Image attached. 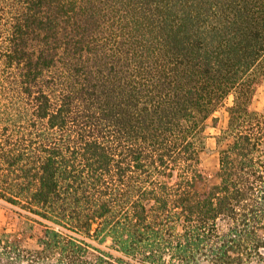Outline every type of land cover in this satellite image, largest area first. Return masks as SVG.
Listing matches in <instances>:
<instances>
[{"label":"trees","instance_id":"16d2710c","mask_svg":"<svg viewBox=\"0 0 264 264\" xmlns=\"http://www.w3.org/2000/svg\"><path fill=\"white\" fill-rule=\"evenodd\" d=\"M263 78L264 0H0V264H261Z\"/></svg>","mask_w":264,"mask_h":264},{"label":"rangeland","instance_id":"374dc122","mask_svg":"<svg viewBox=\"0 0 264 264\" xmlns=\"http://www.w3.org/2000/svg\"><path fill=\"white\" fill-rule=\"evenodd\" d=\"M251 109L264 114V78L258 84L255 96L250 105ZM217 121L205 130L206 148L200 154L199 169L202 179L197 182V188L205 190L216 184V170L218 167V148L224 142L217 144L216 137L226 125V113L220 110L215 114ZM0 233L7 234L16 239L24 249H35L36 240L42 233V227L28 221L24 213L17 208L0 201ZM21 264H29L22 262ZM264 264V261L261 263Z\"/></svg>","mask_w":264,"mask_h":264}]
</instances>
